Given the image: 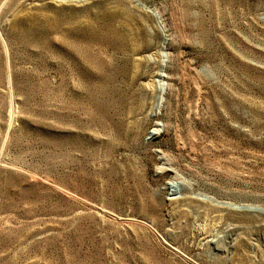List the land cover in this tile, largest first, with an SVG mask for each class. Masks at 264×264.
Instances as JSON below:
<instances>
[{
  "label": "rangeland",
  "instance_id": "obj_1",
  "mask_svg": "<svg viewBox=\"0 0 264 264\" xmlns=\"http://www.w3.org/2000/svg\"><path fill=\"white\" fill-rule=\"evenodd\" d=\"M0 264H264V0H0Z\"/></svg>",
  "mask_w": 264,
  "mask_h": 264
},
{
  "label": "bare ground",
  "instance_id": "obj_2",
  "mask_svg": "<svg viewBox=\"0 0 264 264\" xmlns=\"http://www.w3.org/2000/svg\"><path fill=\"white\" fill-rule=\"evenodd\" d=\"M158 125H156V127H157ZM157 129V128H156ZM156 129H154L152 132H151V134L152 135H154V134H156Z\"/></svg>",
  "mask_w": 264,
  "mask_h": 264
}]
</instances>
